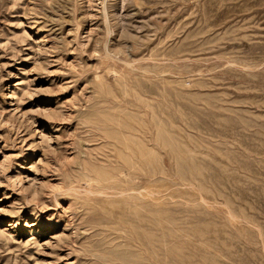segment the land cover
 <instances>
[{
  "label": "rangeland",
  "instance_id": "obj_1",
  "mask_svg": "<svg viewBox=\"0 0 264 264\" xmlns=\"http://www.w3.org/2000/svg\"><path fill=\"white\" fill-rule=\"evenodd\" d=\"M123 258L264 264V0H0V264Z\"/></svg>",
  "mask_w": 264,
  "mask_h": 264
},
{
  "label": "bare ground",
  "instance_id": "obj_2",
  "mask_svg": "<svg viewBox=\"0 0 264 264\" xmlns=\"http://www.w3.org/2000/svg\"><path fill=\"white\" fill-rule=\"evenodd\" d=\"M147 194V193H146ZM147 220V219H146ZM145 220V218H143L142 219V223L144 222V221H146ZM140 234H141V237H140ZM139 235H138V233H136V237L137 238H140V240L142 239V241H144V243H148L149 242V237H148V234L146 233V231H143V233H140ZM150 248L148 245L146 246V248ZM147 248V249H148ZM123 261H124V263H126V264H134L133 263V261L132 260H128V259H125V258H123ZM135 264H137V263H135ZM139 264V263H138Z\"/></svg>",
  "mask_w": 264,
  "mask_h": 264
}]
</instances>
